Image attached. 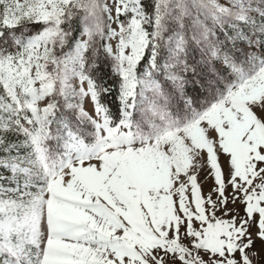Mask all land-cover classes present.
<instances>
[{
	"label": "snow or ice",
	"instance_id": "obj_1",
	"mask_svg": "<svg viewBox=\"0 0 264 264\" xmlns=\"http://www.w3.org/2000/svg\"><path fill=\"white\" fill-rule=\"evenodd\" d=\"M0 264H264V0H0Z\"/></svg>",
	"mask_w": 264,
	"mask_h": 264
},
{
	"label": "rangeland",
	"instance_id": "obj_2",
	"mask_svg": "<svg viewBox=\"0 0 264 264\" xmlns=\"http://www.w3.org/2000/svg\"><path fill=\"white\" fill-rule=\"evenodd\" d=\"M203 178V173H201V179ZM204 191H205V193H207V191H208V185H205L204 186ZM257 247H259V242H257Z\"/></svg>",
	"mask_w": 264,
	"mask_h": 264
}]
</instances>
